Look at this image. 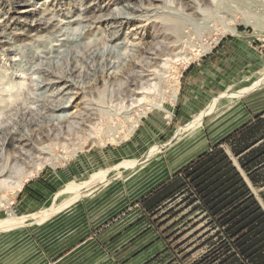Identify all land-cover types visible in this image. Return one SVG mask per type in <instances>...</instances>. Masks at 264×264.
Segmentation results:
<instances>
[{"label": "rangeland", "instance_id": "obj_1", "mask_svg": "<svg viewBox=\"0 0 264 264\" xmlns=\"http://www.w3.org/2000/svg\"><path fill=\"white\" fill-rule=\"evenodd\" d=\"M238 36L264 44V0H0V264L131 263L133 204L243 118L222 99L173 138L228 87L188 113L185 71Z\"/></svg>", "mask_w": 264, "mask_h": 264}, {"label": "trees", "instance_id": "obj_2", "mask_svg": "<svg viewBox=\"0 0 264 264\" xmlns=\"http://www.w3.org/2000/svg\"><path fill=\"white\" fill-rule=\"evenodd\" d=\"M263 132L264 118L243 124L133 204L158 231L169 264H264V207L244 175L254 187L264 182Z\"/></svg>", "mask_w": 264, "mask_h": 264}, {"label": "crops", "instance_id": "obj_3", "mask_svg": "<svg viewBox=\"0 0 264 264\" xmlns=\"http://www.w3.org/2000/svg\"><path fill=\"white\" fill-rule=\"evenodd\" d=\"M221 41L222 44H219L213 52L201 60L194 62L189 67L190 69L188 68L186 70L182 89L184 90V102L189 106L188 113H192L197 110L199 106L205 105L210 97L214 96L221 88H225V86L231 87L233 84L243 87L249 84L253 80L250 74L256 72L258 65L264 63V59L260 55V51L262 50L261 47H263L264 44H255L250 38L244 36L227 37ZM243 97L246 104H244L245 110L242 112L243 118L241 122L234 125L223 137L243 124L255 121L257 117L264 118V85L244 94ZM212 113L213 112L210 114ZM208 115L203 118V124ZM203 124L192 129V135L197 133ZM259 138L262 139L259 140L258 144L264 141V132L259 135ZM219 140L211 142V144ZM244 175L253 192L259 197L264 207V200L260 197L264 196V182H262L260 187H254L247 175ZM151 189L152 188L149 190ZM147 192H144V194L140 196L145 195ZM125 198L126 196H121L120 199L124 200ZM144 221L145 220H143V224L139 223L138 225H134L127 231V233L130 234L129 249H131V254L134 256L133 261L131 263L128 262V264H134L135 262L144 264L157 254L158 246L161 247L162 250L166 249V245L160 238L158 231L153 227V230H151L152 232H149L148 229H150L152 225L150 222L147 224ZM72 239L75 240L71 242L73 244L70 246V250H82L91 246L92 248L96 247V252L94 254L98 258L104 259V257H106V253L103 250L100 251V248L95 246L92 240L87 241L85 239L79 242L74 235ZM158 239L161 243L157 241ZM153 241H156V243L152 246ZM91 261H94V259H91Z\"/></svg>", "mask_w": 264, "mask_h": 264}, {"label": "bare ground", "instance_id": "obj_4", "mask_svg": "<svg viewBox=\"0 0 264 264\" xmlns=\"http://www.w3.org/2000/svg\"><path fill=\"white\" fill-rule=\"evenodd\" d=\"M250 77L253 80L249 84L244 85L242 88L231 89L228 86L226 88V90H224L223 92L218 94L216 97L211 98L210 102L202 110H200L196 115L193 116V118L191 120H189L184 125L180 126L175 131V134H174L173 138L175 136H179L180 134H182L186 130H191V129H194V128L202 125L203 124V118L206 115L210 114L211 112L216 111L219 108V105H220V102H221L222 99H229L231 101H234L235 99L240 98L244 94L249 93V92H251V91L263 86L264 85V63H262V65L259 68V70H257L255 73L251 74ZM178 85H179V79H176V81L174 82V86L178 87ZM174 92L176 94L175 90H174ZM152 150H153V152L154 151H159L160 147L158 145H154ZM146 157H143L142 159H144V158L146 159ZM141 160H139V161H141ZM135 163H136L135 160H133L132 162L131 161H123V164L125 166H127V165L128 166H133ZM85 184H86V182L83 181L78 186H79V188H82V187L85 186ZM21 185L19 187H21ZM75 189H78V188H75ZM34 215H31V216H34ZM13 223L15 224V221H12L11 218L10 219H0V230L5 228L6 226L14 225Z\"/></svg>", "mask_w": 264, "mask_h": 264}]
</instances>
